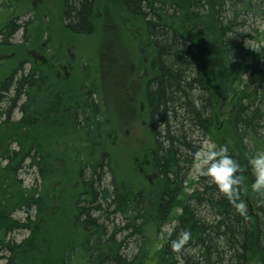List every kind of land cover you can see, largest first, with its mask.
Wrapping results in <instances>:
<instances>
[{"label": "trees", "instance_id": "16d2710c", "mask_svg": "<svg viewBox=\"0 0 264 264\" xmlns=\"http://www.w3.org/2000/svg\"><path fill=\"white\" fill-rule=\"evenodd\" d=\"M60 7L65 33L91 37L111 18L137 50L148 74L152 179L118 174L97 85H54L49 68L22 53L0 78L5 264H264V192L252 190L248 166L264 151V42L247 63L249 42L264 39L255 31L264 0H61ZM35 18L25 32L38 28ZM19 28L16 20L4 26L1 49ZM204 140L226 146L242 166L246 216L206 177L189 181ZM182 230L191 238L174 251ZM19 231L28 232L20 242L12 238Z\"/></svg>", "mask_w": 264, "mask_h": 264}, {"label": "rangeland", "instance_id": "374dc122", "mask_svg": "<svg viewBox=\"0 0 264 264\" xmlns=\"http://www.w3.org/2000/svg\"><path fill=\"white\" fill-rule=\"evenodd\" d=\"M5 1L8 3L6 16H9L10 21L16 20L20 28L10 39L14 43L13 48H0V74H6L15 68L22 53L43 65V57L48 54L58 56L56 61H64V65H68L66 85L75 90L88 82L97 85L98 96L106 112V130L113 138L111 148L118 174L124 175L130 170L134 174L139 172L143 180L152 179L147 168L148 154L145 150L152 144L151 126L143 113L144 87L148 74L146 69L142 72L140 65L134 60L137 50L129 43L127 34L119 28L118 23L107 18L102 23L103 27L97 28L93 36L81 37L65 33L61 0H0V11L6 10ZM4 15H0V18ZM32 18H35L38 28L25 32L26 27L30 28L27 23ZM44 26H47V30L42 34ZM256 30L259 34L264 32V18L256 21ZM255 35L254 32L253 36ZM25 36L28 37L27 42L24 40ZM261 38L262 36H258L249 42L248 64L252 62V55L260 53L264 42V39L260 42ZM11 54L12 56L2 60L3 56ZM29 66L32 64L25 65L26 71H29ZM46 66L53 70L50 64ZM15 115L16 118L20 116L18 111ZM212 147L214 145L211 140H204L200 152L204 153ZM201 167L196 158L190 182L199 178ZM22 178L28 186L35 179L32 171L24 172ZM108 182L109 179L107 184ZM191 191L188 185L187 192ZM23 216L22 213L16 215L17 218ZM175 225L176 222L173 221L164 226L161 242L171 234ZM27 236V231H19L12 238L20 242ZM134 247H130V254L134 252ZM5 263L3 254H0V264Z\"/></svg>", "mask_w": 264, "mask_h": 264}, {"label": "clouds", "instance_id": "9594fccd", "mask_svg": "<svg viewBox=\"0 0 264 264\" xmlns=\"http://www.w3.org/2000/svg\"><path fill=\"white\" fill-rule=\"evenodd\" d=\"M202 165L200 174L213 183L233 205L241 216L247 215V203L240 198L242 166L228 154L226 146L209 148L208 151L195 154ZM248 166L253 174L252 190L264 192V151H257L248 159ZM191 238L188 230H182L177 239L171 241V248L179 251Z\"/></svg>", "mask_w": 264, "mask_h": 264}, {"label": "flooded vegetation", "instance_id": "af4514ba", "mask_svg": "<svg viewBox=\"0 0 264 264\" xmlns=\"http://www.w3.org/2000/svg\"><path fill=\"white\" fill-rule=\"evenodd\" d=\"M0 4H2V2L0 3ZM5 6V8H6V10H2V11H0V15H2V14H5L4 16H2L1 18H0V26H2L1 28H0V31L4 28V26L9 22V20H10V18H9V16H6V14H8V11H7V9H8V3L6 2V5H4ZM0 8H2V6H0ZM1 37V36H0ZM46 45V44H45ZM4 48L3 49H5V50H7V48H9V49H12L13 48V46H14V43H11V41H10V39L8 40V42L7 43H5L4 44ZM10 56H12V54L11 55H6V56H3V58H2V60H4V59H6V58H8V57H10ZM53 60H51L50 58H49V56H47V57H44V60H45V65L46 64H50L51 65V67L53 68V70H50V72H51V74L53 73V75H55V78H56V82L54 81V85L56 84V85H59V84H62V85H65L66 86V83H68L67 82V78H66V76L68 75V65H64V61H56V60H54V56H53V58H52ZM55 63L57 64V67L55 68ZM13 69L15 70V68H12L10 71H8L6 74H8V73H10V72H12L13 71ZM49 72V71H48ZM3 74H0V78H1V76H2ZM52 80V79H51Z\"/></svg>", "mask_w": 264, "mask_h": 264}]
</instances>
